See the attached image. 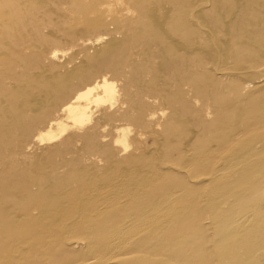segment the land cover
<instances>
[{
	"label": "bare ground",
	"instance_id": "bare-ground-1",
	"mask_svg": "<svg viewBox=\"0 0 264 264\" xmlns=\"http://www.w3.org/2000/svg\"><path fill=\"white\" fill-rule=\"evenodd\" d=\"M115 1L127 14L120 25L124 38L108 44L100 66L119 51L127 57L102 70L112 78L93 79L90 65L100 57L89 55L66 73L53 64L21 80L33 62L58 57L50 42L85 46L91 28L52 33L41 49L12 44L17 49L0 52V152L53 145L96 119V128L120 123L108 144L120 150L89 146L72 168L63 153L50 168L32 155L10 181V163L0 154V264H264V98L241 106L249 84L242 76L263 78L264 31L247 30L263 28L261 0H145L138 16L132 0ZM104 12L119 13L111 6ZM233 27L243 30L230 46ZM1 34L0 49L6 48ZM236 46L250 50L249 64ZM178 70L191 74L184 83L197 92L225 86L238 94L232 100L221 93L223 106L216 110L223 114L210 129L213 137L202 135L209 107L195 120L174 110L166 131H157L162 107L176 108L169 76ZM87 137L75 134L67 143L77 146Z\"/></svg>",
	"mask_w": 264,
	"mask_h": 264
},
{
	"label": "rangeland",
	"instance_id": "rangeland-1",
	"mask_svg": "<svg viewBox=\"0 0 264 264\" xmlns=\"http://www.w3.org/2000/svg\"><path fill=\"white\" fill-rule=\"evenodd\" d=\"M158 1L163 2V3H168V2L171 3L174 0H158ZM232 1L233 0H230V2H228V3H231ZM248 1L246 0L245 3H248ZM126 2H128V0L127 1L125 0V3ZM249 3H250V1H249ZM261 3H262L261 5L259 3V7L261 9H263L262 13L264 14V5H263L264 0H261ZM147 4L148 3L145 0H132L130 5H131V8L134 11V13L136 12L135 16H138V14L141 12V10L144 8V6H146ZM102 6L105 8V10L111 6L113 9H116V11L119 13L115 14L116 15V16L114 15L115 17L114 16L109 17L108 15H106L107 16L106 17L104 15L105 10L104 11L102 10V9H104ZM116 6H119V5L116 4L115 0L114 1L113 0H111V1L110 0H0V34L2 33L1 34L2 36L4 34V37H1V38L7 39V40L5 39V44H6L5 47L6 48H3V46H2V48L0 49L1 50L0 52H2V53L8 52L9 53V48L10 47L12 48L13 46H19L18 48H22V49H28L29 47H30L29 49H33L36 47L38 49H41L43 40H45L48 36L50 37V35L52 33L53 34L57 33V35L59 37H64L63 35L65 34L66 30H68V29H73L75 31H82V30L91 28V30L89 32L85 33V35L83 36L84 39L90 40V42L89 41L86 42L85 46L82 45L83 42L78 43V45L77 44L76 45H70L67 42L59 41V39H56L53 41L54 37H51V39L49 38L51 41H53V42H50L51 43L50 46L52 45L53 47L57 48L59 51V53L57 55L58 57H56L55 59H52V60H48V59H45L46 57H43V58L38 59L37 63L34 64V62H33L31 64V67L28 68L27 74L26 75L22 74L21 80L24 83L25 82L24 80H26L27 77L31 76V74H33V75L36 74L43 67H45L43 69H48L53 64H56L60 68L61 72L66 73V72L74 69L76 66L82 64L83 61L85 60V58L89 55H97L98 57H100V59L98 58V61L96 64L90 65L91 69L95 70L93 72L94 77L92 76L93 79H95L96 77H97L96 79H98L99 76L102 77L103 75H106L108 73V72L106 73V70L102 71L106 66H111V64L118 63L127 57V55L124 56L123 51H119V53H117L118 54L117 56H116V53H114L112 56H110L111 58H109V61L106 62V65L104 64L103 67L100 66L104 63L105 57L103 55V52H105L107 50L108 44L113 40L121 41L124 38V31L121 30L120 27L122 26L121 22L125 19V16H127V14L124 13L126 11L123 7H121V6L116 7ZM98 8L99 9L101 8V11L98 10L99 12H97ZM119 8H121V9H119ZM260 8H258V9L261 12ZM121 11L123 12V14L121 13ZM101 14L104 15V17L106 19H104ZM259 14H260L259 15L260 18L262 19V20L260 19V22H263L262 23L263 28H261V29L260 28H254L251 26V27H249L251 31L249 30V28L248 29L246 28V29L248 30V33L251 32L252 34H254V32H256L257 34L262 36V31H264V21H263L264 16L261 13H259ZM120 16H122V17H120ZM244 17H245V19H247V17H249V16L247 15ZM251 17L253 18V15ZM117 18H119V19H117ZM120 19H121V21H120ZM87 20L93 24V27L92 26H86L87 22H88ZM245 27H248V26L245 25ZM239 28L237 29V28L233 27L232 29H234L235 31L231 29V31H230V32H232L231 38L228 40V44H230V42L232 43V44H230V46L236 44L237 41H239V38H240L239 33L241 32V34H242V31L239 32L238 30H243L242 27L240 29ZM246 29H245V31H246ZM4 32H7V34H10L11 36L10 35L6 36L7 34L5 35ZM121 32H123V33H121ZM99 36L104 37V40L98 42L97 38ZM1 40H3V39H0V43H1ZM234 40H235V42H234ZM258 40H257L258 43L259 42L261 43V41L263 42V40L260 36H258ZM22 43H23V45H22ZM12 44H13V46H12ZM17 44H19V45H17ZM25 44L28 48H26ZM43 46H44L43 49H45V50L50 47L49 45H46V44ZM238 47H239V49H237V51H239V54L241 57L240 59L245 60V62L247 64H249V61H251L250 50L248 48H243L242 46H236V48H238ZM14 48L15 47H13L12 49H14ZM15 49H17V48H15ZM18 50H19V52L22 51L20 49H18ZM244 50H245V52H244ZM46 51H48V50H46ZM29 53L31 54V53H33V51L28 52V54ZM120 57H122V58H120ZM118 59L120 61H118ZM247 60H249V61L247 62ZM232 62L229 61V63H230L229 67L230 68L232 66H233L232 68H234V62L233 63ZM259 62H261V60ZM231 63H232V65H231ZM261 63L264 64L263 62H261ZM262 64L259 65V63H258V65H259L258 67L262 66L260 68V71L261 72L263 71L261 73L263 78L252 77V75H250V73H246L242 76V79H244L243 81H249L247 88L242 93L243 96L240 94V96L245 97V99H246V97H248V99L245 100L246 102L245 101H244V103L241 102V106H243V107L250 105L254 101H259V100H262L264 98V86H263V88H261L259 90L256 89V85H258L257 83L263 82L262 84H264V65H262ZM20 71H21V69H20ZM29 73H31V74H29ZM111 73H108L107 75H109V77L112 78L113 76H110ZM173 73L170 74L172 76H169L168 73L165 75L174 78L175 84H173L169 87V93L174 98V104H175L176 108L173 109L168 104H165L162 107L163 111L165 112V115H164L163 119H161V122L163 123V124H161L162 128L160 127L159 129H157V131L158 132L164 131V130L166 131V129H164V128L167 125V123H169L170 120L173 118L174 110H176L178 113H180L182 117H185V118L191 119V120H195V117L199 113H201L202 111H205L209 107L212 111V114H210L208 116L206 121L201 122L203 127L208 128V130H207V128L205 130H203L202 135L204 133L205 134L207 133L209 138L213 137L214 133L211 132L210 129L213 128L212 126L217 125V121L219 119V116L221 114H223L219 110H216L217 108L221 109L223 106V105L222 106L220 105L221 102L219 103V101L222 99L221 93L223 94V98H224V96H226L229 99H232L234 97H235L234 99H236L238 97L237 96L238 94H236V95L232 94L229 90H227L225 88V86H222V87L210 86L209 88H205L203 90L204 92L203 91L197 92V91L193 90V88H190V86H188V84H185V83L189 82V80L191 79L189 77V76H191V74H188V73L182 74L179 72V70L175 72L176 75ZM195 73H198V72H195ZM113 74H111V75H113ZM23 76H25V77L23 78ZM99 80H101V79H99ZM198 80L201 82L200 79H198ZM184 81H185V83H184ZM202 83H203V81H202ZM75 86H78V84H76ZM223 91H224V93H223ZM218 95H219V97H217ZM230 95H235V96H230ZM137 97H138V92H137ZM215 97H216V99L217 98H219V99L216 100V99H214ZM209 98H210V100H208ZM234 99H232V100H234ZM205 101H209L208 102L209 104L207 102L205 103ZM94 110L96 111V115H95V119H96L98 117V115L100 114L99 113L100 111L97 110L96 108ZM97 111H99V112H97ZM214 112H216V113H214ZM218 112H220V114ZM96 121H97V119L94 120V122H96ZM7 122H4V124H3L4 127L9 126L11 124V123L9 124L10 121H7ZM93 123L91 125L86 126V128L83 131H81L80 133L75 132V131L68 132L67 134H65V136L63 137L62 140H58L53 145L40 144V143L36 142L38 145H36V143H35V145H32L29 149H27L28 150L27 152H25V150H23V152H22V150H20V151H18V150L17 151L16 150L15 151H13V150L4 151L3 150L2 152H0V154H2L8 158V161H9L10 166H11L8 173L5 176L8 177V180L15 181L20 176L19 175V169L23 167L22 166L23 160L26 161V159L29 158L28 156H32V155H36V159L43 161L46 168H50L52 166V164H57L60 162L59 160L62 156H59V155H62V153H63V155L67 156V159H68L67 160L68 162H66V165L67 166L70 165L71 166L70 168H72L76 164V161L81 158L82 153H84L83 150L84 149L86 150V148L87 147L89 148V146L90 147L92 146L94 149L95 148L98 149L97 151H100L101 149L97 146H98V144L101 143V145H103L107 149L111 145V150H113V148L116 146L113 147L112 144H110V145H108V144L111 142V140H113V137L111 140L109 138H111L110 135L112 134V132L114 130L113 129L114 124H116V123L113 122L114 123L112 125L113 127L112 126H106V128L105 127L103 128L102 125H100L102 127L98 126L99 125L98 121L96 122L98 124L97 125L98 128L95 127L96 123H94V124ZM116 125H120V123L116 124ZM33 126H35V125H33ZM10 127L12 128V125ZM245 127L246 126H244L243 129ZM20 128H22V127H20ZM36 129L37 128L35 127L33 132H35ZM20 132L22 133V131H17V133H20ZM33 132L29 133L30 138H29L28 142H30L32 140V135L34 134ZM83 133L87 134L89 137L84 138L81 142L78 143L77 146H74L73 144L71 145V144L67 143V141L70 140V138L73 135H75V134L83 135ZM176 133L178 134V132H176ZM113 134L114 135H111V136H115L114 132H113ZM168 135L169 134H166V136H168ZM103 136L106 137L107 139L104 138ZM171 136H173V139L176 140L179 135L176 136V134L173 133ZM103 140H104V142H103ZM108 140H110V141H108ZM107 141H108V143H107ZM146 143L144 144V147L148 148L150 146V143H147V144ZM105 144H107L108 146L106 147ZM78 148L80 149V151ZM132 148H134V146ZM149 148L146 151L150 150ZM168 148H169V146H168ZM116 150H120V148H118ZM116 150H113V151H116ZM77 152L79 155L77 154ZM24 156L26 158L22 159V158H24ZM124 156H126V155L123 154V157ZM29 159H31V158H29ZM19 160H21V161H19ZM17 163H19V164H17ZM5 176L2 175V176H0V178L5 177Z\"/></svg>",
	"mask_w": 264,
	"mask_h": 264
}]
</instances>
